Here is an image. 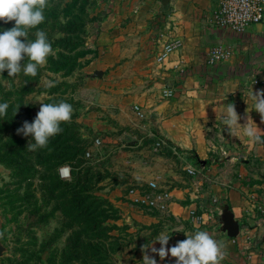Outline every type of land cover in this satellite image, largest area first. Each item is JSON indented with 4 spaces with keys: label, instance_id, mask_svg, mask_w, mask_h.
<instances>
[{
    "label": "rangeland",
    "instance_id": "rangeland-1",
    "mask_svg": "<svg viewBox=\"0 0 264 264\" xmlns=\"http://www.w3.org/2000/svg\"><path fill=\"white\" fill-rule=\"evenodd\" d=\"M111 2L0 0V264H146L137 253L172 223L188 230L179 264H233L132 192L186 176L192 154L88 71ZM141 211L161 221L145 227Z\"/></svg>",
    "mask_w": 264,
    "mask_h": 264
},
{
    "label": "crops",
    "instance_id": "crops-1",
    "mask_svg": "<svg viewBox=\"0 0 264 264\" xmlns=\"http://www.w3.org/2000/svg\"><path fill=\"white\" fill-rule=\"evenodd\" d=\"M111 1L88 71L102 72L98 82L125 92V103L152 112V133L191 152L188 174L174 173L162 185L169 215L205 230L208 248L224 261L264 264V19L238 34L213 20L219 0ZM168 22L182 45L162 67L157 38ZM219 45L229 55L211 61ZM164 87L174 94L164 97ZM226 205L240 222L236 236L222 226ZM174 227L163 245L153 239L137 255L146 264L181 263L188 230Z\"/></svg>",
    "mask_w": 264,
    "mask_h": 264
},
{
    "label": "built area",
    "instance_id": "built-area-1",
    "mask_svg": "<svg viewBox=\"0 0 264 264\" xmlns=\"http://www.w3.org/2000/svg\"><path fill=\"white\" fill-rule=\"evenodd\" d=\"M213 20L238 34H244L249 26L264 19V0H219L218 6L214 9ZM158 52L156 53V63L164 67L169 55L179 49L182 41L176 34L171 31V24L165 30H161L158 38ZM211 61H220L229 55V51L222 46H214L211 49ZM173 87H164L163 96L170 97L174 94ZM137 112L143 115L141 105L135 104ZM189 171H192L188 168ZM151 189L155 190L157 182L152 180L149 182ZM136 194V200L146 202L159 208L168 207L169 194L167 191L142 192L140 189L133 190Z\"/></svg>",
    "mask_w": 264,
    "mask_h": 264
},
{
    "label": "water",
    "instance_id": "water-1",
    "mask_svg": "<svg viewBox=\"0 0 264 264\" xmlns=\"http://www.w3.org/2000/svg\"><path fill=\"white\" fill-rule=\"evenodd\" d=\"M222 226L224 230H227L229 236H236L240 231V222L236 218L235 213L229 210L228 205L225 206Z\"/></svg>",
    "mask_w": 264,
    "mask_h": 264
},
{
    "label": "trees",
    "instance_id": "trees-1",
    "mask_svg": "<svg viewBox=\"0 0 264 264\" xmlns=\"http://www.w3.org/2000/svg\"><path fill=\"white\" fill-rule=\"evenodd\" d=\"M108 173H111L112 175H116V174H115L114 172H112V171H110V172H108ZM142 184H143L142 187H138V188H139L140 190H143V191H147V190L149 191V187H148V188H147V187L144 188V186L147 185L148 183L144 182V183H142ZM135 186H137V185H135ZM147 186H149V185H147ZM133 187H134V186H133ZM158 190L162 191L163 189H162V187H161V188H158ZM94 198H95V200H102V201L104 200V197L99 196V195L94 196ZM82 199H83V198H82ZM87 208H89V207H87ZM92 210H93V211H97V210H96V207L90 209L89 212L91 213ZM103 211L106 212V211H107V208L102 207L101 212H99L100 215H103V214H102ZM99 213L97 214L98 216H99ZM152 213L155 214V215L158 214V212H152ZM108 217H109V215H106V216H105L106 219H107ZM158 223H159V222H158ZM100 224H101V226H103L102 223H101L100 221H99V222L97 221V222H96V225H95V226L93 225V227H99ZM152 224H153V223H152ZM152 224H149V225L147 224V225H145V227H149V226L152 225ZM155 224H157V223H155ZM103 227H104V226H103Z\"/></svg>",
    "mask_w": 264,
    "mask_h": 264
}]
</instances>
